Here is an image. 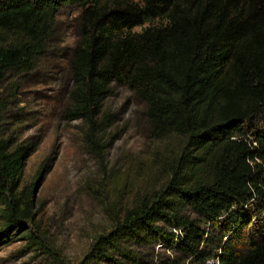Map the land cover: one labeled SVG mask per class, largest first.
I'll use <instances>...</instances> for the list:
<instances>
[{"label": "trees", "instance_id": "1", "mask_svg": "<svg viewBox=\"0 0 264 264\" xmlns=\"http://www.w3.org/2000/svg\"><path fill=\"white\" fill-rule=\"evenodd\" d=\"M66 3L81 11L64 117L83 122L87 151L103 161L117 138L113 85L145 103L149 139L178 140L156 158L164 186L115 216L79 264H264V0H0V85L35 67ZM27 149L0 137V236L34 215L32 188L19 189ZM130 242L175 253L151 263Z\"/></svg>", "mask_w": 264, "mask_h": 264}, {"label": "rangeland", "instance_id": "2", "mask_svg": "<svg viewBox=\"0 0 264 264\" xmlns=\"http://www.w3.org/2000/svg\"><path fill=\"white\" fill-rule=\"evenodd\" d=\"M80 11L75 3L61 6L35 67L8 73L0 85V137L8 139L13 149L28 147L19 189L31 187L34 203L32 218L0 236V264H79L98 236L113 228L115 216L138 196L160 190L167 179L156 158L167 155L178 140L149 139L145 103L132 90L113 85L104 101L105 110L116 120L107 136L117 138L103 161L87 151L83 122L64 117ZM186 211L195 217L189 208ZM2 223L0 219V233ZM198 225L210 229L208 221L198 220ZM29 229L55 253L35 248L23 234ZM131 244L151 263L175 253L163 242ZM114 256L120 264H134ZM213 261L216 258L209 259ZM85 264L113 263L103 258Z\"/></svg>", "mask_w": 264, "mask_h": 264}]
</instances>
